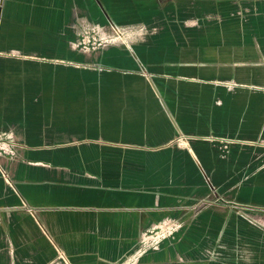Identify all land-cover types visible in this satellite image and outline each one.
<instances>
[{
    "label": "crops",
    "instance_id": "1",
    "mask_svg": "<svg viewBox=\"0 0 264 264\" xmlns=\"http://www.w3.org/2000/svg\"><path fill=\"white\" fill-rule=\"evenodd\" d=\"M0 133V264H264V0H0Z\"/></svg>",
    "mask_w": 264,
    "mask_h": 264
},
{
    "label": "built area",
    "instance_id": "2",
    "mask_svg": "<svg viewBox=\"0 0 264 264\" xmlns=\"http://www.w3.org/2000/svg\"><path fill=\"white\" fill-rule=\"evenodd\" d=\"M92 35H84L82 43L84 45H89L91 48H96L100 46L103 42L107 41L106 35L103 34L101 30H93ZM182 141V139L180 140ZM264 145V143H263ZM12 153L11 147L9 145V140L8 138L3 134L0 133V155H10ZM156 232L154 233V235ZM155 242V238L151 239V243Z\"/></svg>",
    "mask_w": 264,
    "mask_h": 264
},
{
    "label": "rangeland",
    "instance_id": "3",
    "mask_svg": "<svg viewBox=\"0 0 264 264\" xmlns=\"http://www.w3.org/2000/svg\"><path fill=\"white\" fill-rule=\"evenodd\" d=\"M106 37H108L107 33H106ZM110 37H111V36H110ZM111 39H112V37H111Z\"/></svg>",
    "mask_w": 264,
    "mask_h": 264
}]
</instances>
